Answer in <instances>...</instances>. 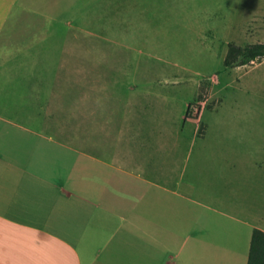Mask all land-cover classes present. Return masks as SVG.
Returning <instances> with one entry per match:
<instances>
[{"label":"crops","instance_id":"1","mask_svg":"<svg viewBox=\"0 0 264 264\" xmlns=\"http://www.w3.org/2000/svg\"><path fill=\"white\" fill-rule=\"evenodd\" d=\"M81 4L0 0V264H247L264 140L224 141L209 123L168 139L126 112L62 124L46 81L20 71L29 50L4 46L17 22Z\"/></svg>","mask_w":264,"mask_h":264},{"label":"rangeland","instance_id":"2","mask_svg":"<svg viewBox=\"0 0 264 264\" xmlns=\"http://www.w3.org/2000/svg\"><path fill=\"white\" fill-rule=\"evenodd\" d=\"M85 3L78 14L28 15L3 41L29 50L19 59L34 65L20 71L37 89L46 81L62 124L126 112L168 139L187 141L209 123L224 141L264 140V58L223 64L229 42H264V0Z\"/></svg>","mask_w":264,"mask_h":264},{"label":"trees","instance_id":"3","mask_svg":"<svg viewBox=\"0 0 264 264\" xmlns=\"http://www.w3.org/2000/svg\"><path fill=\"white\" fill-rule=\"evenodd\" d=\"M264 58V42L239 46L229 42L223 59L225 67H237ZM247 264H264V231L254 228L251 234Z\"/></svg>","mask_w":264,"mask_h":264}]
</instances>
